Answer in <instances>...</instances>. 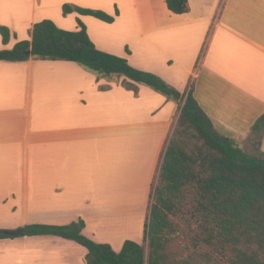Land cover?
Here are the masks:
<instances>
[{"label":"crops","instance_id":"1","mask_svg":"<svg viewBox=\"0 0 264 264\" xmlns=\"http://www.w3.org/2000/svg\"><path fill=\"white\" fill-rule=\"evenodd\" d=\"M12 1H26L29 16L18 18L21 38L9 28L5 47L32 40L53 2L101 10L114 23L73 13L71 28L55 24L77 31L80 20L98 50L182 93L191 88L215 131L239 144L264 115V0H188L182 15L166 0ZM125 79L68 61L0 62V229L82 219L86 237L116 252L143 231L180 105L142 84L135 95ZM117 218L136 222L107 228ZM11 237L0 240V264H86L87 250L74 241Z\"/></svg>","mask_w":264,"mask_h":264},{"label":"trees","instance_id":"2","mask_svg":"<svg viewBox=\"0 0 264 264\" xmlns=\"http://www.w3.org/2000/svg\"><path fill=\"white\" fill-rule=\"evenodd\" d=\"M166 4L177 15L190 11L188 0H166ZM73 12L109 24L115 21L100 10L63 6L65 16ZM0 35L8 45L11 30L0 25ZM31 58L75 62L103 78L125 77L122 86L135 95L138 84L146 85L180 107L152 185L143 244L127 240L116 252L111 245L86 237L82 219L65 226L28 225L24 227L27 236L74 241L87 250L86 264H207L206 260L213 264L210 255L202 263L175 257V235L181 230L175 219L180 218L193 232L194 248H210L226 259L225 264H264V115L242 144L218 134L191 88L182 93L157 75L132 67L126 59L98 50L80 20L77 31L60 29L48 19L37 22L32 40L0 50V62ZM7 238L13 237L0 229V240Z\"/></svg>","mask_w":264,"mask_h":264},{"label":"rangeland","instance_id":"3","mask_svg":"<svg viewBox=\"0 0 264 264\" xmlns=\"http://www.w3.org/2000/svg\"><path fill=\"white\" fill-rule=\"evenodd\" d=\"M3 1L4 2L2 4H0V25L5 26V27L8 26V28L14 30V33L18 34L21 38L22 35H20V34L21 33L23 34L24 28L20 27V24H18L21 21V20H18V18L22 17L21 18L22 20L28 18L29 11L27 8V2L21 1L23 4V5H21V3H20V5L23 6V8H21V6H19V3L14 2L12 0H3ZM58 5H59V2H53L51 4V6L47 9V11H48L47 13L50 16L48 18V20H53L54 22H57L59 24V26H61L62 28H71V26H74V18H73V24H72V20H68V19H70V17L69 18L67 17L70 14L65 16L63 13V6L69 5L71 7H79V8H83V7H80L79 5H70V3H64V5L60 8V10H58ZM117 11H118V9H116V13H117ZM22 12H23V14H22ZM73 13H77V12H73ZM73 13H71V14H73ZM116 16H118V15H116ZM113 17H115V16H113ZM37 18L39 19V18H41V16L39 15ZM65 20H67L68 22H65ZM9 24H11V25H9ZM132 26H133V24H132ZM64 30H68V29H64ZM24 40H26V39H24ZM15 45H16L15 42H11L8 47H5L2 43V36L0 35V50H12ZM148 214H150V207L148 208ZM134 222H136V220L134 218H129L128 220H125L124 218H117L115 221V226L114 227L109 226L107 228H109L111 230H122L126 227L127 223H134ZM175 222L179 225V227L181 229L180 233H177L175 235L176 238H175L174 245H175V251H176V254H175L176 258H178L180 260H184V261L192 260V261H199V263H202L205 256L210 255L213 264L216 263L217 261L219 262L218 264H225L226 263L225 262L226 259H223L218 254L213 253L210 250V248H208L204 245H201L197 248H194L192 246V241H193L192 230L191 229L189 230L188 226L180 218H176ZM132 233H134V230ZM132 238L133 239H128V240H133L135 242L143 244L144 238H145V225H144L143 231L141 229L139 232H136L135 236ZM204 263L210 264L207 260Z\"/></svg>","mask_w":264,"mask_h":264},{"label":"water","instance_id":"4","mask_svg":"<svg viewBox=\"0 0 264 264\" xmlns=\"http://www.w3.org/2000/svg\"><path fill=\"white\" fill-rule=\"evenodd\" d=\"M9 236H14V237H18V236H24L26 235V232L24 229H20L17 231H11L8 233Z\"/></svg>","mask_w":264,"mask_h":264}]
</instances>
